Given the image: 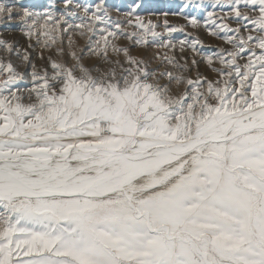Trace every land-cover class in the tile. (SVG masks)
Wrapping results in <instances>:
<instances>
[{
    "label": "snow or ice",
    "instance_id": "obj_1",
    "mask_svg": "<svg viewBox=\"0 0 264 264\" xmlns=\"http://www.w3.org/2000/svg\"><path fill=\"white\" fill-rule=\"evenodd\" d=\"M216 5L229 12L219 23L209 12L205 26L231 47L203 57L215 77L192 79L198 62L189 65L185 41L162 69L111 43L163 40L139 5L134 20L113 22L104 0L75 4L85 17L73 25L0 2V25L18 17L47 48L58 31L91 34V63L69 38L42 70L24 54L31 72L17 70L19 50L0 38V264H264V0Z\"/></svg>",
    "mask_w": 264,
    "mask_h": 264
},
{
    "label": "rangeland",
    "instance_id": "obj_2",
    "mask_svg": "<svg viewBox=\"0 0 264 264\" xmlns=\"http://www.w3.org/2000/svg\"><path fill=\"white\" fill-rule=\"evenodd\" d=\"M4 2V0H0ZM9 2L17 3V11L22 7H28L33 12H39L42 14L51 13L54 17H60L62 15L68 19V22L73 25L81 23V19L85 17L83 7L77 9L74 7L75 4L81 6L87 5L92 10H95L97 4L101 3V0H74V4L65 7L64 0H9ZM215 0H104V6L107 8L108 14L110 15L113 22L115 21H127L128 19H133L135 16H128L127 13L132 11L135 5H139L135 9V15H139L145 23L151 20L154 24L157 25L156 31L161 34L163 40L156 38L155 43H150L149 45H135L134 41L128 40L123 36H118L115 39L111 40V43L116 44L120 47H129L131 54L140 58H144L149 61L150 68H163L162 57L167 54L171 56L175 53L177 57L181 55L180 52V42L185 41V52L189 65L191 66V60L195 59L198 62L197 66L191 67V71L185 73V75L190 76L192 79H196L197 75L201 77L213 78L215 73L212 72L211 68L208 66L204 60V56L213 55L215 52L219 51L220 48H230V45H227L222 40L217 39L214 36L209 35L208 29L205 26L209 24L208 13L212 12L214 17L217 18V23H219V17L225 15L229 12L227 6L221 7L219 5L213 6ZM200 4L201 6L197 8L195 5ZM75 12V16L68 17L66 15L67 11ZM246 11V9H242ZM167 14V15H165ZM185 16L195 17L200 26L198 28H193L188 20L185 19ZM167 20L170 26L176 27L178 30L176 32L169 33L166 31L163 22ZM224 22L228 23L232 28L238 26L235 20L226 19ZM62 27H66L63 25ZM182 29V30H181ZM26 29L22 26L19 18L12 21H6L3 25H0V38L5 39L14 44L15 48L19 50L20 56L12 55L11 59L14 65L17 66V70L24 72H31L32 69L27 65V62H24L21 57L24 54H29L32 63L36 65L37 70H42L47 64V58L51 55L53 59H59V56L56 54V49L63 47L65 51L69 49V38L73 41L72 49L76 50L79 54V49H85V63H91L87 59V41L88 35L81 37L79 35L80 29L73 28L69 29L67 33L56 32L57 43L52 48L45 47L44 37H40V42L37 43L36 37L29 38L25 35ZM124 31L126 32H136L142 34V30L131 26L124 25ZM223 35V33H220ZM201 40L202 46H197V51L193 52L188 46L187 43L193 39ZM61 39L63 44L60 43ZM99 39V36H93V41ZM111 39V38H110ZM148 39L151 41L152 37L149 36ZM169 43L174 44L175 48L172 47H160V43ZM49 43H51L49 41ZM30 45H32L30 47ZM7 54L3 51H0V57H4ZM111 56V51L109 52ZM43 57V59H41ZM113 59L117 58L115 56ZM123 59L121 54L119 57ZM95 59V57H93ZM183 63V61H181ZM243 63V61H241ZM215 67H221L217 62L214 61ZM170 67V66H169ZM50 71V69H49ZM31 85H21V87Z\"/></svg>",
    "mask_w": 264,
    "mask_h": 264
}]
</instances>
